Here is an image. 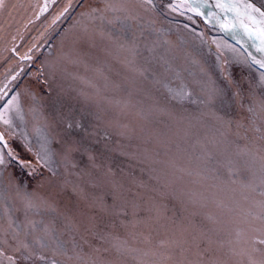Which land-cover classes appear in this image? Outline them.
Instances as JSON below:
<instances>
[{
  "label": "rangeland",
  "instance_id": "1",
  "mask_svg": "<svg viewBox=\"0 0 264 264\" xmlns=\"http://www.w3.org/2000/svg\"><path fill=\"white\" fill-rule=\"evenodd\" d=\"M68 2L17 0L0 35V264H248L264 238L262 71L172 0H72L53 23Z\"/></svg>",
  "mask_w": 264,
  "mask_h": 264
},
{
  "label": "snow or ice",
  "instance_id": "2",
  "mask_svg": "<svg viewBox=\"0 0 264 264\" xmlns=\"http://www.w3.org/2000/svg\"><path fill=\"white\" fill-rule=\"evenodd\" d=\"M193 2H195V0H193ZM142 3L147 4V5H152L153 7L155 6L154 0H142ZM204 3H207V0H204ZM4 6H5L4 0H0V7H4ZM73 6L74 5L72 4V0H69L68 4L57 14L55 19L53 20V23H55L56 20H59L60 17L64 16V14L66 12H68L69 9ZM47 7H48L47 5L43 6L41 8V12L46 11ZM177 7H187L189 11H194L197 13V15H201L198 8L192 7V3H190L189 0H180L179 5H174L173 3L168 4V8L171 9L173 12H175L177 10ZM216 7L220 8L221 10H224L225 8H227L229 10H233L232 5H225L224 3L219 2V0L216 4ZM244 8L249 13L248 18L250 20H254V17L251 15V13H259V16L261 17V22H264V11H261L260 8L255 7V5L251 4V3L245 4ZM110 10H114L113 5L106 2L105 3V11H110ZM93 11H95V10H93ZM208 15L213 16L214 14L208 13ZM189 19H191V17H189ZM221 26L225 30H230L234 27L233 24L228 23L226 20ZM243 26L245 28V31L248 32L249 35L254 34L257 36V38H259L261 40L262 46L258 47L257 50L264 53V29L249 31L247 25H243ZM214 43H215V41H214ZM22 59H31V57L26 55L25 57H22ZM256 63H258L262 68H264V60H257ZM220 73H221L223 80L227 81L229 87L235 89V91L232 93L234 100H238V99L242 98L243 93L241 91V84L237 83L232 78L231 74L228 73L226 71V69L224 68V66H222V65L220 66ZM259 86L264 87V72L261 73ZM165 87H167V85H165ZM168 92L171 94L173 99H176L178 101H184L185 99H188L189 95H190L188 92H186L184 90L183 87H181L177 90H174L172 88H168ZM223 94H225V89H222L218 86L214 87L211 90L210 99H212L216 96L223 95ZM7 95H8V92L4 91L3 89H0V99H3L4 96H7ZM14 104L18 106V104H19L18 96H12L11 100H9L8 103L4 106V112L6 113L8 108ZM260 109H261V118L264 119V102H261ZM247 110L250 113H254L255 107H249ZM0 119L3 120V123L5 125L10 126L9 120L4 119L3 114H0ZM252 123H253V125H255V120H253ZM76 127H80L79 123L76 124ZM254 131L257 133H260L261 128L255 127ZM259 139L264 140V134H262L259 137ZM0 143H3L5 148L8 147L7 143H5V133H3V132H0ZM8 155L9 156L13 155L11 150L8 151ZM38 159H39V162L42 163L44 165V167H47L50 172L53 171L51 169L49 163H48V159H46L45 157H40L39 155H38ZM4 163H5L4 155H3V152L0 151V164H4ZM33 170L35 171V169H33ZM54 174L55 173H53V175ZM261 196H264V192L261 193ZM27 207H29V208L32 207V204L29 203L27 205ZM261 207L264 208V203L261 204ZM259 219H261V221H264V213L261 214ZM255 230L260 231L262 233V236H264V223H262V225L259 229H255ZM23 247L26 248L27 245H24ZM257 253H259L258 257L256 255ZM239 254L246 255L248 257V264H264V238L254 236L251 239V241L249 242L248 248L242 249ZM3 255H4L3 250H0V256H3ZM40 258L43 259V257H40ZM7 259L9 261V264H15V260L12 257H7ZM23 259H29V257L24 256ZM50 264H56V261L52 260L50 262Z\"/></svg>",
  "mask_w": 264,
  "mask_h": 264
},
{
  "label": "water",
  "instance_id": "3",
  "mask_svg": "<svg viewBox=\"0 0 264 264\" xmlns=\"http://www.w3.org/2000/svg\"><path fill=\"white\" fill-rule=\"evenodd\" d=\"M172 1L177 2V5L180 4V0ZM189 2L192 3V7L198 8L201 15H197L194 11H189L187 7L178 8L184 11H189L202 18L206 24L218 28L222 36L243 51L251 64H253L260 71L264 72V68L256 63L257 60H264V53L257 50L258 47L262 46L261 40L254 34L249 35L243 26L247 25L249 31L264 29V22H261L259 13H251L254 20H250L248 18L249 13L244 8L245 4L251 3L254 4L255 7L260 8L261 11H264L260 6L255 4L252 0H219V2L224 3L225 5L233 6V10H229L227 8L221 10L216 7L218 0H207V3H204V0H195V2H193V0H189ZM208 13H213L214 15L209 16ZM225 20L234 25V27L230 29L231 33L221 26Z\"/></svg>",
  "mask_w": 264,
  "mask_h": 264
},
{
  "label": "bare ground",
  "instance_id": "4",
  "mask_svg": "<svg viewBox=\"0 0 264 264\" xmlns=\"http://www.w3.org/2000/svg\"><path fill=\"white\" fill-rule=\"evenodd\" d=\"M16 3H17V0H7L5 11H1V13H0V35L1 36H4V34H5L4 30H5V28H8L7 24L9 22H10L9 24H11V23L15 24L17 22H21V16H23L24 12L21 11L20 9H19L20 11H18V9H17L16 12H13L14 7L17 6ZM27 5H28V2L24 1L21 8L23 9L24 6H27ZM227 31L229 33H231L230 32L231 30H227ZM31 32H32V30L29 33H31ZM223 38H225V37L223 36Z\"/></svg>",
  "mask_w": 264,
  "mask_h": 264
}]
</instances>
